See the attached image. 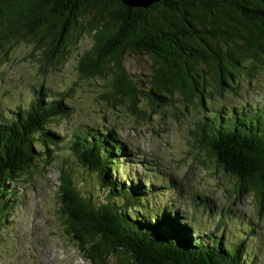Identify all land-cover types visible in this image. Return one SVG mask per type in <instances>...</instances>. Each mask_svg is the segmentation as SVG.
<instances>
[{
    "label": "trees",
    "instance_id": "trees-1",
    "mask_svg": "<svg viewBox=\"0 0 264 264\" xmlns=\"http://www.w3.org/2000/svg\"><path fill=\"white\" fill-rule=\"evenodd\" d=\"M85 35L92 47L82 51L79 71L86 76L111 72L112 95L127 99L140 118L145 112L136 109L139 97L155 113L174 105L176 94L202 107L211 96V79L218 81L214 91L219 93L244 60L250 59L251 67L263 63L264 0H158L147 7L122 0H0V59L8 43L22 39L41 47L46 63L65 60L75 38ZM125 54L150 61L146 89L125 70ZM39 101L24 114L0 116L2 230L19 200L14 186L39 165L49 166L63 144L49 129L51 119L63 116L58 108L63 103ZM205 122L199 126V147L237 180L239 196L254 194L264 211V107L253 115L234 113ZM90 130L77 133L70 151L97 173L102 199L80 192L62 170L57 212L64 235L89 264H247L240 245L223 247L215 237L209 244L191 237L178 211L145 212L147 185L111 180L119 165L129 163L127 145L115 131Z\"/></svg>",
    "mask_w": 264,
    "mask_h": 264
},
{
    "label": "rangeland",
    "instance_id": "rangeland-1",
    "mask_svg": "<svg viewBox=\"0 0 264 264\" xmlns=\"http://www.w3.org/2000/svg\"><path fill=\"white\" fill-rule=\"evenodd\" d=\"M75 39L65 60L46 63L41 47L22 39L8 43L0 59L1 117L24 114L29 104L39 99L45 100V106L59 100L64 105L58 106L63 116L49 121V129L63 138V144L55 149L54 161L45 169L39 165L30 172L31 177L14 186L19 200L6 215V230L0 228V264H89L64 235L57 212L62 170L74 179L80 192L102 199L97 173L82 166L70 151L77 133L90 129L115 131L127 145L129 163L119 165L111 180L147 185L145 212L179 210L181 221L191 226V237L206 244L215 237L223 247L240 245L247 264H264V211H259L254 194L239 196L237 180L222 173L202 144L199 147V126L207 124L205 121L234 113L253 115L254 110L264 107V61L251 67L250 59L244 60L219 93L214 91L218 81L211 79V96L202 107L196 99L193 104L176 94L174 105L161 104L155 113L145 98L139 97L136 109L145 112L140 118L127 99L120 101L112 95L111 72L94 77L79 71L82 51L90 49L92 43L87 35ZM123 59L135 84L146 89L148 58L125 54ZM161 168H168L164 172L168 179L163 181L157 174ZM192 193L199 195L185 197Z\"/></svg>",
    "mask_w": 264,
    "mask_h": 264
},
{
    "label": "water",
    "instance_id": "water-1",
    "mask_svg": "<svg viewBox=\"0 0 264 264\" xmlns=\"http://www.w3.org/2000/svg\"><path fill=\"white\" fill-rule=\"evenodd\" d=\"M125 4L135 7H147L152 2L158 1V0H122Z\"/></svg>",
    "mask_w": 264,
    "mask_h": 264
},
{
    "label": "bare ground",
    "instance_id": "bare-ground-1",
    "mask_svg": "<svg viewBox=\"0 0 264 264\" xmlns=\"http://www.w3.org/2000/svg\"><path fill=\"white\" fill-rule=\"evenodd\" d=\"M203 202H205V200H202V201H201V203H203ZM176 211H177V210H176ZM192 213H193V212H192ZM192 213H191V214H192ZM178 214H179V210H178ZM191 214H190V215H191ZM185 217H186V216H185Z\"/></svg>",
    "mask_w": 264,
    "mask_h": 264
}]
</instances>
